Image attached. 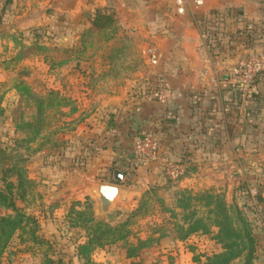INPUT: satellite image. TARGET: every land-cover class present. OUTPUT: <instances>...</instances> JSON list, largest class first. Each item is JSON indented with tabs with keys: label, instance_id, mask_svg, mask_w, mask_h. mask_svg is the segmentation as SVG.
<instances>
[{
	"label": "rangeland",
	"instance_id": "obj_1",
	"mask_svg": "<svg viewBox=\"0 0 264 264\" xmlns=\"http://www.w3.org/2000/svg\"><path fill=\"white\" fill-rule=\"evenodd\" d=\"M9 3L0 0V196L17 211L5 208L0 197V218L23 216L18 225L26 227L10 238L1 264H43L44 258L81 264L75 255L93 225H120L139 204L144 213L128 228L129 243L147 242L138 257L125 259L126 249L118 245L93 248L92 264H206L226 243L237 256L229 264H264V119L261 123L256 114L253 121L259 122L260 131L251 129V154L238 152L231 140L196 150L192 161L182 145L176 152L159 149L154 161L129 168L133 181L122 185L112 211L101 215L94 188L113 184L107 170L115 163L106 132L124 115L128 104L121 83L140 70L139 59L133 51L123 68L87 65L109 58L117 63L124 56L126 39L117 36L111 14L95 12L92 28L73 41L70 34H54L63 21L52 9L40 14L34 3L31 18L52 16V25L23 29L16 24L11 33L5 20ZM260 25L263 29L264 22ZM263 43H251L250 55L263 54ZM57 45L73 49L59 50ZM104 47L112 48L105 55L95 52ZM72 62L78 65L64 70V80L70 81L62 89L57 65ZM97 83L101 99L91 91ZM263 83L264 75L251 90L257 93L256 86ZM109 92L112 101L107 100ZM237 154L241 158L235 160ZM250 155L262 162L251 163ZM190 229L194 232L178 240Z\"/></svg>",
	"mask_w": 264,
	"mask_h": 264
},
{
	"label": "crops",
	"instance_id": "obj_2",
	"mask_svg": "<svg viewBox=\"0 0 264 264\" xmlns=\"http://www.w3.org/2000/svg\"><path fill=\"white\" fill-rule=\"evenodd\" d=\"M260 2L264 6V0H183L184 12L180 15L176 12L175 0H10L5 20L10 24L7 27L9 31L12 29L11 33L16 24L23 29L35 24L51 26L52 16L39 21L31 18L30 10L35 4L40 14L52 9L53 16L63 21L54 34L62 38L70 34L77 41L83 32L92 28L90 22L95 12L114 17L117 36L128 40L130 49H126L125 40L120 62L111 63L109 58L102 63L97 59L87 65L102 70L115 65L123 68L127 66L126 55L133 51L139 59L140 70L121 83V95L128 104L124 115L119 117L113 134L112 126L106 132L108 136L111 134L108 144L112 145L107 148L110 155L114 154L115 162L110 169L130 174L129 168L137 164L134 142L148 133L159 141L160 150L176 152L182 145L190 155L189 161L196 150L208 151L209 145L212 149L224 140H231L233 148L237 144L238 152L246 150L251 154V129L259 123L253 121L261 108L260 102H264V83L256 86L260 95L256 101L258 108L251 110V87L243 92L231 88L227 70L250 55L251 43L258 40L260 47L261 39L264 42V28L260 25L264 14L258 11ZM1 33L0 28V37ZM56 48L73 49L60 45ZM111 48L95 52L105 55ZM77 63L57 65L56 70L61 71L57 83L61 88L67 86L65 80L70 81L64 80V70ZM98 83L91 91L101 99L100 91L94 88L98 86L100 90ZM154 90L161 93L162 102L150 96ZM110 94L106 95L107 100L112 101ZM248 157L251 163L262 162L251 155ZM237 158L241 157L237 154L234 159ZM203 160L207 167L208 159ZM123 184L119 186L122 192Z\"/></svg>",
	"mask_w": 264,
	"mask_h": 264
},
{
	"label": "trees",
	"instance_id": "obj_3",
	"mask_svg": "<svg viewBox=\"0 0 264 264\" xmlns=\"http://www.w3.org/2000/svg\"><path fill=\"white\" fill-rule=\"evenodd\" d=\"M253 91V90H252ZM260 95L256 93L255 91L251 92V104L253 105L251 107V110L255 108H258L256 105V101ZM260 107L258 114V120L263 121L264 117V102H260ZM1 202L3 205H5V208L9 209L11 212L17 211L15 209V206L11 204V201L7 199L6 197L0 196ZM139 203V202H138ZM143 207L139 204L137 205L136 209H134L132 212L129 213V218L126 219L123 223L116 226H110L105 224L104 222H98V224L93 225V229L91 231V234L88 238H86V242L79 246L78 254H76V259L78 263L81 262V264H92L90 261L89 252L91 249H104L106 247L111 246H122V248H125V254L124 257L127 260L136 259L141 252L142 249L145 248V245L147 244L146 241L137 239L135 244H131L128 241V238L130 237V233L128 231V228L133 226L131 221L135 219H139L142 217L144 211L142 209ZM77 216H82V214H76ZM23 216L20 217V220L12 219L11 217H2L0 218V264L2 260V256L7 248V244L10 240V238L13 236V234L16 231H24L26 225H18L22 224ZM15 221L17 222L16 225ZM220 231H222V227L219 228ZM194 232V229H190V231L185 232V234L182 237H179L178 240H184L186 237H188L189 234ZM226 242V241H224ZM88 253V254H87ZM237 256H233L230 252V247L227 245V243L223 246V252L217 255H213L210 258H207L206 264H229L231 260L236 259ZM43 264H64L60 260H53L51 258H44Z\"/></svg>",
	"mask_w": 264,
	"mask_h": 264
},
{
	"label": "built area",
	"instance_id": "obj_4",
	"mask_svg": "<svg viewBox=\"0 0 264 264\" xmlns=\"http://www.w3.org/2000/svg\"><path fill=\"white\" fill-rule=\"evenodd\" d=\"M177 14H183V0H175ZM152 64L154 62L152 61ZM264 75V53L249 56L244 62L234 65L227 70V80L230 87L238 90H247ZM152 98L163 101L160 92L154 90L150 93ZM160 144L152 133L136 139L133 145V152L137 163L152 162L156 159Z\"/></svg>",
	"mask_w": 264,
	"mask_h": 264
},
{
	"label": "water",
	"instance_id": "obj_5",
	"mask_svg": "<svg viewBox=\"0 0 264 264\" xmlns=\"http://www.w3.org/2000/svg\"><path fill=\"white\" fill-rule=\"evenodd\" d=\"M107 175L111 178V185H97L94 188V195L98 202V212L101 215H107L112 211L115 200L121 195L119 186L125 181L132 182L133 175L126 174L123 171L108 169Z\"/></svg>",
	"mask_w": 264,
	"mask_h": 264
}]
</instances>
